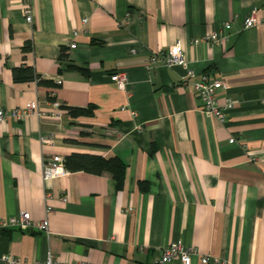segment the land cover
I'll list each match as a JSON object with an SVG mask.
<instances>
[{
	"label": "crops",
	"instance_id": "1",
	"mask_svg": "<svg viewBox=\"0 0 264 264\" xmlns=\"http://www.w3.org/2000/svg\"><path fill=\"white\" fill-rule=\"evenodd\" d=\"M252 11L264 17V0H0V107L32 101L40 112L0 120V216L47 219V232L0 228V256L155 264L178 240L225 264H264V22H241ZM210 31L217 42L202 37ZM171 43L191 75L145 65ZM13 66L53 84L14 80ZM114 71L125 72V88ZM203 72L222 80L218 101L232 100L223 121L195 94ZM51 99L59 118L46 115ZM72 152L118 156L121 186L82 168L42 178L43 161ZM191 264L204 263L192 254Z\"/></svg>",
	"mask_w": 264,
	"mask_h": 264
},
{
	"label": "built area",
	"instance_id": "2",
	"mask_svg": "<svg viewBox=\"0 0 264 264\" xmlns=\"http://www.w3.org/2000/svg\"><path fill=\"white\" fill-rule=\"evenodd\" d=\"M22 14L24 19L29 22L31 20L30 5L27 1L23 3ZM85 18L82 19L84 21ZM242 25L247 27L260 22H264V17H258L254 12H249L242 19ZM228 22H223L222 27H227ZM219 33L210 31L208 34L203 35V38L208 39L210 42L215 43L218 40ZM201 38H193L192 41L196 42ZM70 47L74 46V43H69ZM131 52H134V48H129ZM160 60L164 65L178 64L185 68V76L192 74V69L188 67L186 60L183 57L182 51L177 43L169 44L165 50L158 53L151 52L148 56V61L145 63L149 66L153 62ZM110 80H112L118 88H125L127 82V76L124 71H114L109 74ZM56 82H59L58 78H55ZM192 85L196 96L200 100L201 108L204 113L214 115L219 121H223L225 110L231 106L232 100L226 94L221 97V101L217 99V90L223 86V82L219 77H212L208 73H201L198 78L192 81ZM52 110L46 113L50 118H59L60 109L59 101L53 99L49 101ZM32 112L40 114L39 110L35 108V104L32 101H28L23 107H14L6 109L0 107V120L7 116H12L16 119L29 115ZM39 140L41 143H52L53 138L50 135H40ZM228 141H233V137L230 136ZM68 172V169L64 166L63 156L59 153L52 154L48 159L41 164V176L43 179L57 176ZM46 212L50 211V206H46ZM8 226H14L20 230H26L30 226H35L37 230H43L47 232V219L45 217L31 221L29 214L26 210H20L17 214L9 216H0V228H6ZM196 254L198 260L201 263L210 264H225L224 260L217 256H208L207 254H198L194 247L187 246L180 241H172L159 249L158 254L154 257L153 262L155 264H169L176 260L178 264H191V255ZM1 260L3 264H25V261L17 255L11 253L2 254ZM32 264H90L86 261H74V262H60L56 260L51 252L47 251L45 257L42 260L34 261ZM103 264V263H102Z\"/></svg>",
	"mask_w": 264,
	"mask_h": 264
},
{
	"label": "trees",
	"instance_id": "3",
	"mask_svg": "<svg viewBox=\"0 0 264 264\" xmlns=\"http://www.w3.org/2000/svg\"><path fill=\"white\" fill-rule=\"evenodd\" d=\"M29 47V42L26 41L24 48ZM59 57H65V52L61 48ZM12 78L14 80H26L35 77L37 82L44 84H53L51 81L41 79L38 75L34 74L32 69L27 67H18L13 66L11 68ZM52 100V99H51ZM64 166L69 169L82 168L91 172L100 173L101 171H107L110 173L111 178L114 181L116 187L121 186L125 164L124 162L116 155L111 156H100L91 153L83 152H72L63 156ZM139 188L141 190L146 189V182L139 181Z\"/></svg>",
	"mask_w": 264,
	"mask_h": 264
}]
</instances>
